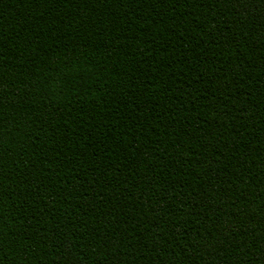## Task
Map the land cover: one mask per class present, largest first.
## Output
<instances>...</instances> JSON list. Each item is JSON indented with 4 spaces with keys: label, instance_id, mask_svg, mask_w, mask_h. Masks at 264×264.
Listing matches in <instances>:
<instances>
[{
    "label": "trees",
    "instance_id": "1",
    "mask_svg": "<svg viewBox=\"0 0 264 264\" xmlns=\"http://www.w3.org/2000/svg\"><path fill=\"white\" fill-rule=\"evenodd\" d=\"M0 264H264V0H0Z\"/></svg>",
    "mask_w": 264,
    "mask_h": 264
}]
</instances>
